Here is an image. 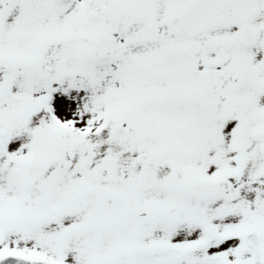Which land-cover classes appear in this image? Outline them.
Returning <instances> with one entry per match:
<instances>
[{
    "label": "snow or ice",
    "instance_id": "snow-or-ice-1",
    "mask_svg": "<svg viewBox=\"0 0 264 264\" xmlns=\"http://www.w3.org/2000/svg\"><path fill=\"white\" fill-rule=\"evenodd\" d=\"M0 264H264V0H0Z\"/></svg>",
    "mask_w": 264,
    "mask_h": 264
}]
</instances>
